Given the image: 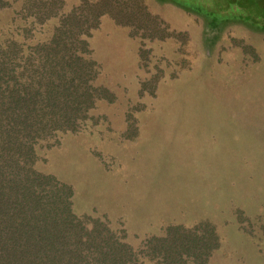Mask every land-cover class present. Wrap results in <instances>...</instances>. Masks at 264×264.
<instances>
[{
  "label": "rangeland",
  "instance_id": "rangeland-1",
  "mask_svg": "<svg viewBox=\"0 0 264 264\" xmlns=\"http://www.w3.org/2000/svg\"><path fill=\"white\" fill-rule=\"evenodd\" d=\"M23 1L0 10V30H21ZM215 1L228 15L144 0L165 38L102 16L88 44L112 100L57 135L39 165L72 186L79 213L124 227L133 245L167 223L209 218L222 236L209 264H264V0Z\"/></svg>",
  "mask_w": 264,
  "mask_h": 264
},
{
  "label": "trees",
  "instance_id": "trees-1",
  "mask_svg": "<svg viewBox=\"0 0 264 264\" xmlns=\"http://www.w3.org/2000/svg\"><path fill=\"white\" fill-rule=\"evenodd\" d=\"M200 1L207 0H183L216 19L229 13L210 6L215 0ZM9 5L0 0V10ZM17 15L25 19L21 30H0V264H209L221 246L220 224L171 222L133 245L124 227L79 213L72 186L39 165L57 135L81 129L98 100H112L95 83L88 44L100 18L149 38L168 36L163 21L144 0H80L72 8L64 0H24ZM53 18L48 36H31Z\"/></svg>",
  "mask_w": 264,
  "mask_h": 264
}]
</instances>
